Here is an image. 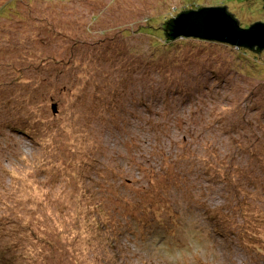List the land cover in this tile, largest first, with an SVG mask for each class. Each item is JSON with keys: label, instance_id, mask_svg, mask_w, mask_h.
<instances>
[{"label": "rangeland", "instance_id": "rangeland-1", "mask_svg": "<svg viewBox=\"0 0 264 264\" xmlns=\"http://www.w3.org/2000/svg\"><path fill=\"white\" fill-rule=\"evenodd\" d=\"M7 1L0 0V5ZM16 4L21 19L10 16L0 22V118L15 114L9 107L13 104L20 113L18 125L0 124V244L16 252L18 259L10 263L264 264V158L256 164L259 167L243 171L239 185L243 200L242 193L237 201L228 194L223 197L215 189L220 190L218 183L200 178L183 188L189 173L179 186L159 177L160 160L167 165L175 151L163 153L166 160L150 162L155 143L145 128L151 118L157 120L161 101L157 93L147 99V81L154 84L159 77L142 63V56H150L151 50L150 38L142 34L148 19L171 11L174 16L187 9L226 6L240 27L247 28L264 24V1L20 0ZM236 52L217 43L191 42L178 54L164 55L181 58L174 68L181 67L177 72L186 80L200 75V84L187 85L188 94L182 95L186 99L173 91L168 98L178 99L177 117L206 123V135L218 148L222 141L226 147L230 138L245 145L255 136L264 143V52H239L242 57H233ZM190 56L204 68L196 70L192 63L181 62ZM16 79L26 86L14 84ZM28 85L38 92L30 93ZM105 86L117 95L105 96L101 91ZM24 89L29 92L25 101L19 94ZM100 100L103 105L96 102ZM54 101L57 105L51 108ZM104 109H111V116L102 117ZM227 122L239 123L240 130L235 135L216 132ZM236 159L235 168L249 164L244 156ZM223 162L212 165L221 176L227 174L230 160ZM193 171L191 178L198 173ZM184 193L190 196H179ZM158 195L163 203L173 200L180 215L171 233L154 229L144 234L138 228L140 220L147 218L148 206ZM94 203L101 209L95 213ZM221 208L225 211L220 210L217 224L236 222L235 233L229 229L230 234L223 236L213 230L208 218ZM239 209L242 214L246 211L243 217Z\"/></svg>", "mask_w": 264, "mask_h": 264}, {"label": "trees", "instance_id": "trees-1", "mask_svg": "<svg viewBox=\"0 0 264 264\" xmlns=\"http://www.w3.org/2000/svg\"><path fill=\"white\" fill-rule=\"evenodd\" d=\"M20 0H8L6 3L0 5V22L3 20L2 18L6 17H16V19H21V13H18L15 9L17 7V2ZM264 1V0H263ZM201 8L198 9H187L185 11H181L180 13H177L173 16L175 11L169 12L168 15L159 16L157 19H148V25L145 27L142 31V34L148 35L150 38V56L144 55L142 56V63L145 64V68L147 69V72H158V79L159 82H156L154 84L148 83L147 81V99L150 100L151 98L154 99L155 93L159 94V102L161 103V107L158 109V113L155 117H157V120H152V118L147 123V127L145 128L146 135L149 139H151L155 143V147H151V150L153 152V157L151 158L150 162L152 160H157L159 162V157L164 158L166 160L165 156L162 155L163 153L167 152L166 155L173 149L175 152L172 153L174 155V159L169 158L166 160L167 165H165L164 161L160 160L159 162V171L161 170L162 174L159 175V177H162L163 179L166 178L169 184L173 186H179L181 185L182 181L185 180L187 177V174L189 173V181L186 179L183 181V184L181 185L183 188H186V184H190L192 180L194 179L197 181V179H204L208 182H215L218 183V186L220 187V190L216 187L215 189L217 192L223 197L226 196V194L230 195L231 197H235V200L237 201V194L242 193V200L244 198V193L240 189V183L241 180H243L244 177H242L243 171L247 168H253L252 166H255L259 163V165H264V163H261L262 158H264V143H261V140H259L258 137H250L249 141H245V145H242L241 142H233V140L228 139L231 143L227 141L226 147H225V141H222V144L219 145V148L214 145V140L208 138L206 133L208 132V125L204 123L203 125H197L194 123H187L186 120L183 118H180L176 116V107L174 103L177 100H173V97L168 98L169 93L173 91L174 94L180 95L181 98L179 99H186L183 98L182 95L188 94V91L186 88L187 85L191 83H198L200 84V75L191 77L186 80L185 77H182L177 70H183L181 67L179 69H176L174 67L176 66L180 57L177 58V56H172L170 58H166L167 53L168 54H178V50L183 47V45L187 43H195V42H202V43H217L224 45L226 47H231V50L237 51L236 53L232 54L233 57H242L237 55V53H242L243 55H258L261 52H264V49H259L257 47H254L252 49L249 48H238L231 46L229 44L220 43V42H213V41H205V40H199V39H193V38H170L168 37L167 31L170 30V24L176 18V16L180 15L181 13H187L189 11H198ZM161 19L157 23L156 20ZM9 20V18H7ZM157 23V25L154 24ZM1 25V24H0ZM129 32V31H128ZM10 32H8V35ZM11 36V35H10ZM8 36V37H10ZM15 37V34L13 33L12 38ZM145 47H147V41H145L144 44ZM195 55V54H194ZM141 57V56H138ZM162 58V59H161ZM168 61V62H167ZM166 62L170 66L168 70H166ZM181 62H188L189 64L195 65L193 69H199L202 67V64L195 60L194 58L187 57L181 60ZM206 62H208L206 60ZM141 64V63H140ZM139 65V64H138ZM257 64L253 63V67H256ZM164 67V68H163ZM163 68V69H162ZM160 69L162 71L160 72ZM165 73V74H163ZM163 74V75H162ZM185 76H189V74H185ZM191 76V75H190ZM161 79V80H160ZM21 80H12V82L16 85L22 84L20 82ZM23 85V84H22ZM31 85H34L32 83ZM26 86V85H23ZM29 86V85H28ZM144 86V85H143ZM29 92L33 93V89L38 92L39 88L37 87L31 88ZM97 89V88H96ZM96 89H94L93 95L96 93ZM205 90L208 91L207 85L204 87ZM189 90V89H188ZM105 96L112 93V89H108L106 86L104 89L101 90ZM26 89L23 91H19V94H23L20 98H22L24 101L28 98V94ZM112 94H110L111 96ZM117 95V93H114L112 96ZM13 96V95H12ZM194 96V93H193ZM15 97V95L13 96ZM18 99V97H15ZM192 98V96H191ZM86 99V98H84ZM195 100V98H192ZM15 100V99H14ZM99 100V99H98ZM114 99L110 97L109 101L112 102ZM97 103L102 105L104 104V101H96ZM17 103V102H16ZM113 103V102H112ZM109 104V103H108ZM56 102L51 103V108L53 106L56 107ZM82 105V104H81ZM110 105V104H109ZM11 110L14 111V115L8 116L5 119L0 118V124L5 122L8 123L7 127L11 128L12 126H15L17 123V117H19L20 113L17 109V106L13 104V106H9ZM103 107V106H102ZM15 108V109H14ZM151 109L147 108V111H150ZM102 117L104 116H111V109H104V111L101 112ZM154 115V114H152ZM134 116V115H133ZM136 117V116H135ZM104 119V118H103ZM241 125L239 123L229 125L227 122L225 125L221 124V127H219L222 135H228V133H232L235 135ZM115 127V126H114ZM117 130L119 128L115 127ZM15 130V129H12ZM229 131V132H228ZM177 132L180 136L177 138L174 133ZM253 132V131H252ZM231 134V135H232ZM235 143V144H234ZM237 144V145H236ZM181 145L184 147L182 148ZM216 147V149L214 148ZM233 148L234 151L231 152V149ZM157 150V151H153ZM145 151V149L143 150ZM148 154V153H147ZM238 156H244L247 160L245 163H249L245 167L242 168H235L232 162L236 161V157ZM226 159L230 160V162L227 163V174L225 176H221L220 173H216L214 167H212L213 164H217V166H220L221 163H224ZM236 159V160H235ZM261 159V160H260ZM210 161L211 164L206 161ZM86 164L85 166H87ZM259 165L257 167H259ZM196 169L198 173H195V178H191L190 172H194L193 170ZM233 173H235V176H231ZM150 175V174H149ZM151 177V176H150ZM157 177L156 175L151 177L152 180H149V186L153 185L154 178ZM87 179V178H86ZM90 178L88 177V180ZM179 184V185H178ZM99 188V187H98ZM151 188V187H150ZM149 188V189H150ZM179 196H190L188 193L180 194ZM259 196V195H258ZM158 198V199H157ZM156 200L153 202L152 206H148L150 209L149 215H147V218H143V220H140V225L138 228L141 227V232L143 231L144 234L152 232L154 229L157 232L165 231L167 233H171L173 226L175 225L174 220L178 218L180 215L179 209L173 205L172 201H165L164 203L161 201V196L158 195ZM252 198V197H251ZM143 206V205H142ZM140 207V213H143V208ZM47 207H44L46 209ZM90 209V206H88ZM94 213L100 211V207H98L97 203H94L93 205ZM232 208H235V206H232ZM220 210L225 211V209H219V210H213L211 213V217L209 216V220L213 221V230H216V233L222 234L224 236L225 233L230 234V230L235 233L237 231L236 225L238 223L235 222V224L232 222L228 223L225 222L226 225L217 224V217L219 218L221 216ZM235 211V209H234ZM241 212L242 209H239ZM246 211H243L245 215ZM227 213V211H226ZM162 214V215H161ZM99 215V213H98ZM176 217V219H175ZM133 220L135 217H132ZM245 219V218H243ZM234 226H232V225ZM156 226V228H155ZM230 229V230H229ZM235 230V231H234ZM244 231V229H243ZM149 236V235H148ZM12 250V251H11ZM12 259H18V256L16 255V252L13 249L5 248L2 249V245L0 244V264H12L10 263V260ZM13 261V260H12ZM17 264H20L19 262H16Z\"/></svg>", "mask_w": 264, "mask_h": 264}, {"label": "water", "instance_id": "water-1", "mask_svg": "<svg viewBox=\"0 0 264 264\" xmlns=\"http://www.w3.org/2000/svg\"><path fill=\"white\" fill-rule=\"evenodd\" d=\"M233 16L226 6L202 7L198 11L181 13L170 24L168 37L220 42L238 48L264 49V24L256 22L247 28H241Z\"/></svg>", "mask_w": 264, "mask_h": 264}]
</instances>
